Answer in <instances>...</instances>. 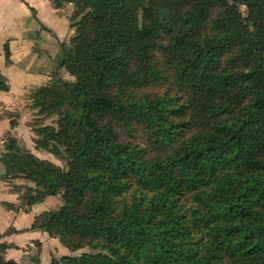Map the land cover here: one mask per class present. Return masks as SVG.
I'll return each mask as SVG.
<instances>
[{"label":"trees","instance_id":"1","mask_svg":"<svg viewBox=\"0 0 264 264\" xmlns=\"http://www.w3.org/2000/svg\"><path fill=\"white\" fill-rule=\"evenodd\" d=\"M54 2L80 18L58 58L76 80L30 98L44 120L57 117L37 130L38 147L68 167L12 133L1 158L4 182L35 184L23 204L61 196L33 229L87 250L52 264H264V0ZM5 54L11 63L8 44ZM168 73L180 95L148 90ZM7 248L0 264H18Z\"/></svg>","mask_w":264,"mask_h":264},{"label":"crops","instance_id":"2","mask_svg":"<svg viewBox=\"0 0 264 264\" xmlns=\"http://www.w3.org/2000/svg\"><path fill=\"white\" fill-rule=\"evenodd\" d=\"M72 12V5L57 7L52 0H0V71L10 84L9 91H0V147L11 130L10 113H15L19 122L12 132L25 141L32 138L25 113L30 105L27 96L33 87L49 83L54 73L63 70L58 58L61 46L69 44L75 34ZM6 44L11 63L5 54ZM2 171L0 245L8 246L5 258L18 264H52L63 248L60 240L32 226L37 216L58 209L61 202L49 197L40 204L23 205L21 194L2 180Z\"/></svg>","mask_w":264,"mask_h":264},{"label":"rangeland","instance_id":"3","mask_svg":"<svg viewBox=\"0 0 264 264\" xmlns=\"http://www.w3.org/2000/svg\"><path fill=\"white\" fill-rule=\"evenodd\" d=\"M52 1L56 6V2H54V0H52ZM66 5H72V7H73L72 16H73V14L75 12L74 4L70 3V2H66L63 4V6H66ZM63 6H61V7H63ZM240 9H241V12L243 13V15L247 16V14L249 12L248 7L246 5H241ZM72 16H71V21H72L73 26L75 27V34H74V36H75L77 29H78V27H76L75 25L78 23V20L80 18L77 20H72ZM70 44H71V42L69 44H66V45L68 46ZM59 55H60V53H59ZM61 69H63V70L62 71L58 70L56 73H54L52 80L56 78V79H60V80L68 81V82L69 81L75 82V80H76L75 77H73L66 69H64V68H61ZM170 77H171V74L168 73L166 76V78H168V79L165 78L163 81H161L159 83L150 85L148 90L155 95H163V94L180 95V93H178V91H177V87H176L173 79ZM27 99L29 100L30 105L28 106V110H26L25 113L27 114V117L29 118L28 122L30 123L32 138L31 139L28 138L25 141V139L23 140V137H20L17 132H15V131L12 132V130H14L18 126L19 122H18V116L15 113H10L9 116L11 119V130L6 133L5 139H6V136L8 133H12V135L15 136V138H17L18 144L23 149L33 153L35 156H37L38 158H40L42 160L53 162L54 164H56L62 168L67 169L68 163L65 159L58 158L57 156L51 154L50 152L44 150L43 148L38 147V145H37V140H38L37 130L41 127H44V126L54 125L57 117H52V118L44 120V118L38 114V110L33 108V101L30 98V93L27 96ZM13 121L16 122L15 126H12ZM187 132H189L187 137H190V135L192 133H194V130L192 132H190V131H187ZM137 140L140 143H142L148 149L150 156L154 157L157 154H160L158 150L153 148L152 144L147 139V135L144 134L142 131L139 133ZM0 148L3 149L1 154H0V170H4V166L2 164L1 158L5 152V141H4V144L2 145V147H0ZM18 182H23V183H18ZM9 185L13 189L14 188L20 189V192H21L20 194H22L26 190V186L35 187L34 183L28 182L25 179H15L14 181H12V184H9ZM52 198H56L58 203L61 202V205L63 204L60 195H57V196L52 197ZM191 202H192V200H191L190 196L184 198V203L186 204V206L189 207ZM23 205H25V204H23ZM56 210H57V208H55L51 211H56ZM35 229H40V228H35ZM62 246H63V248H61V250L58 251L59 253L54 258H62V257L67 256V255L78 256L81 253H83L84 251H87L86 248H83V249H80L78 251L70 252L64 244H62Z\"/></svg>","mask_w":264,"mask_h":264}]
</instances>
